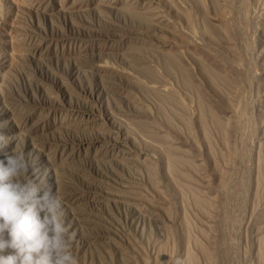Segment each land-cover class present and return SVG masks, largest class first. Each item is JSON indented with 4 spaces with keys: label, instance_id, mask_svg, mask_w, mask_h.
Masks as SVG:
<instances>
[{
    "label": "rangeland",
    "instance_id": "1",
    "mask_svg": "<svg viewBox=\"0 0 264 264\" xmlns=\"http://www.w3.org/2000/svg\"><path fill=\"white\" fill-rule=\"evenodd\" d=\"M238 1L0 0V135L8 140L0 160L23 153L38 195H59L78 264H173L177 256L189 264L183 216L191 224L188 246L196 264H215L195 248L194 239L209 245L199 229L211 231L192 194L182 198L171 184L167 156L187 160L173 164L177 183L214 196L193 166L202 162L212 177V159L225 168L226 146L238 139L230 130L231 108L244 101L251 105L244 123L252 124L244 130L251 131V153L236 171L249 185L245 210H235L238 226L231 230L240 246L224 264H258L257 236L264 242V192L255 190L257 161L264 163V0ZM242 6L249 8L246 22L238 17ZM190 26L229 58L231 48H242L238 39L251 40L248 76L224 77L229 69L220 58L215 61L202 44L184 43L178 32L188 34ZM213 115L230 125L220 128Z\"/></svg>",
    "mask_w": 264,
    "mask_h": 264
},
{
    "label": "bare ground",
    "instance_id": "2",
    "mask_svg": "<svg viewBox=\"0 0 264 264\" xmlns=\"http://www.w3.org/2000/svg\"><path fill=\"white\" fill-rule=\"evenodd\" d=\"M232 1V0H231ZM244 3V1L242 0L241 1V3ZM246 2V1H245ZM238 3L240 4V0L238 1ZM234 4V3H233ZM238 4V5H239ZM243 5V4H242ZM246 5V3L243 5V6H245ZM248 5V4H247ZM242 6V8H241V12H240V14H241V16L240 15H238V17H240L242 20H244L245 22H246V19H248V14L249 13H247L248 11V9H244V7ZM228 7V6H227ZM238 7V6H237ZM239 8V7H238ZM246 8V7H245ZM224 9V8H223ZM186 10V9H185ZM226 10H228V9H226ZM234 10V9H233ZM189 11H191V10H189ZM188 11V12H189ZM235 11V10H234ZM187 12V11H186ZM222 13V12H221ZM224 13V12H223ZM191 14V13H190ZM229 14H231V13H229ZM193 15V14H192ZM225 15V14H224ZM227 15V14H226ZM232 15V17H233V14H231ZM187 16V15H186ZM190 16V15H189ZM226 17V16H225ZM189 18H191V17H189ZM193 18V17H192ZM191 18V19H192ZM227 18H228V16H227ZM229 19V18H228ZM227 19V20H228ZM231 19V18H230ZM232 20V19H231ZM231 20H229L230 22H231ZM237 20V19H236ZM190 21V20H189ZM193 21V20H192ZM240 21V20H239ZM242 22V21H241ZM244 22V23H245ZM243 23V22H242ZM243 23V24H244ZM248 23V22H247ZM223 24H225L226 25V22L225 23H223ZM228 24H229V22H228ZM233 24V23H232ZM231 24V25H232ZM225 25H223V26H225ZM230 25V24H229ZM231 25H230V27H231ZM233 25H235V27H236V24H233ZM241 25V24H240ZM246 25V24H245ZM222 27V26H221ZM229 27V28H230ZM234 27V26H233ZM234 27V28H235ZM240 27H243V26H240ZM239 27V28H240ZM190 28H191V26H190ZM226 31H230L231 29H233V28H230V30H228V27H227V25H226ZM224 30V29H223ZM234 30H236V29H234ZM240 30V29H239ZM220 31V30H219ZM241 31V30H240ZM244 32H245V30H243ZM224 32V31H223ZM231 32V31H230ZM233 32V31H232ZM231 32V33H232ZM180 33V34H179ZM227 33V32H226ZM234 33H236V32H234ZM243 33V32H242ZM178 34H179V37L183 40V42L184 43H186L187 45L188 44H190L189 46H193V44H196L197 46L198 45H200V44H202L203 46H204V48H205V50H207V52L206 53H209V55L211 56L212 55V57L213 58H215V61H216V59H221V61H223L224 62V64L226 65V67L229 69V71H226V74L224 73L223 74V76L225 77V75H226V78L228 77H230L229 76V73L231 72H234V74L235 73H237V74H239L242 78L244 77H246V76H248V73H249V68L248 69H246V67H247V63H246V61L245 60H247V58H248V55H249V53H250V50L252 49L251 48V44L249 43V41H251V40H244L245 38L243 37V38H240V39H238V37H237V39L239 40V41H241L240 43H242V48H241V50L240 51H234V50H232V48H231V50H230V52H231V54L230 55H232L233 56V58H229V57H227V55L225 56V54H223L222 53V51L219 49V48H217L216 46H214V45H212V44H206L205 42L203 43L202 42V38H201V36L199 35V34H195L194 33V31H192V28H191V32H188V34H190V36L186 33V32H178ZM228 34H230V33H228ZM243 35H245V34H242V36ZM248 35V34H247ZM228 37H229V35H227ZM232 36V35H231ZM191 37V38H190ZM235 38V37H234ZM234 38H232V39H234ZM236 39V38H235ZM229 40H230V38H229ZM234 41V40H233ZM235 42V41H234ZM252 43H254V41L252 42ZM182 45V44H181ZM184 45V44H183ZM196 45H194V46H196ZM202 45L200 46V47H202ZM178 46H180V45H178ZM192 46H191V48H192ZM231 46H232V43H231ZM236 46H237V44H236ZM177 47V46H176ZM181 47V46H180ZM184 47V46H183ZM182 47V48H183ZM229 47V46H228ZM240 47H241V45H240ZM253 47V46H252ZM178 48V47H177ZM186 48H189V47H186ZM195 48V47H194ZM197 48V47H196ZM203 48V47H202ZM201 48V49H202ZM203 48V49H204ZM180 49V48H179ZM200 49V50H201ZM238 49V48H237ZM255 48L253 47V50H254ZM177 51H179V50H177ZM203 51V50H202ZM229 51V50H228ZM227 51V52H228ZM176 52V51H175ZM176 53H178V52H176ZM224 53H225V51H224ZM254 53V52H253ZM252 53V54H253ZM205 54V53H204ZM208 55V56H209ZM246 58V59H245ZM219 59V60H220ZM218 61V60H217ZM248 61V60H247ZM222 63V62H221ZM248 63H250V62H248ZM223 65V64H222ZM246 66V67H245ZM220 67V66H219ZM224 68V67H223ZM222 69V68H221ZM227 69V70H228ZM253 69V68H252ZM252 71V70H251ZM223 72V71H222ZM214 73V72H213ZM215 73H217L218 74V72H215ZM216 74V75H217ZM237 74H235V76L237 75ZM239 76V77H240ZM218 77V76H217ZM233 77V76H232ZM231 77V78H232ZM237 77V76H236ZM238 78V77H237ZM241 80V79H240ZM227 81V80H226ZM244 81H245V79H244ZM249 81V80H248ZM236 82H238V80L236 81ZM236 82H235V84H236ZM233 83V82H232ZM246 83V82H245ZM248 83V82H247ZM248 84H250V83H248ZM233 85V84H232ZM244 85H247V84H244ZM246 87V86H245ZM244 87V88H245ZM248 87V86H247ZM243 88H241L240 90H242ZM239 90V91H240ZM235 91V90H234ZM238 91V90H237ZM232 92V91H231ZM242 92V91H241ZM244 92V91H243ZM248 93V92H247ZM246 93V94H247ZM243 94V93H242ZM245 94V95H246ZM235 95V94H234ZM239 95V94H238ZM244 96V95H243ZM247 96V95H246ZM203 98V97H202ZM230 98V97H229ZM237 99V98H236ZM244 99H245V97H244ZM234 100V99H233ZM239 100L241 101V99L239 98ZM205 101V100H204ZM231 101V100H230ZM229 102V101H228ZM239 103V102H238ZM237 103V104H238ZM248 103H249V101H248ZM246 101H244V102H242V104H241V102H240V104H238V105H236V106H234V105H232V108H231V110H232V112H233V116H235V120H234V123L233 124H231L232 125V127H231V129H230V127H229V129L230 130H236V132H237V134H236V137H237V135H238V139H237V141H236V143L235 144H233V142H232V140H231V138H230V140H231V142H232V144H227V154L225 153L222 157H223V160H224V162H225V165L226 166H224L225 168L223 169L222 167H220V165H218L217 164V162L214 160V159H212L214 156L212 155V149L210 148V140H209V136L207 137H205V140H206V143L205 144H207V155H208V158L209 159H212V161H213V166H212V168H213V173H214V177H212L211 175H208L207 173H206V171H204V167H203V163L201 162V164H198V165H196L195 166V164H194V169L200 174H198L199 175V177H201V182H199V183H201V184H203V187L205 186V187H208V189H210L211 187L212 188H214L215 189V195L214 196H210L208 199L207 198H204V197H206V196H202V195H200V191H198L197 192V190H196V192H195V189H194V184H193V187H192V185L190 184L189 185V183L186 185V183L185 184H179V183H177L178 181H180V180H178L177 182L175 181V180H177V178L175 179L172 175H171V173H173L172 171H174L175 172V169L177 170V168H176V166H174V170H173V164H175L176 165V163H177V161H181V162H183V163H185L186 164V162L185 161H187V160H180V159H183V158H178V156H174V155H169L168 154V156H167V160H168V163H167V171H166V173L168 172V174H169V176H170V182H171V184L172 185H174V187H175V189H176V191H177V193H180V196H182V198H185V195L187 196V194L188 193H186V191L188 192H190L191 194H192V200H193V202H194V204L193 205H196L197 206V208H199L200 209V211L202 212V213H204L205 215H204V217L205 218H207V220H205V222L204 221H202L203 222V225L205 224V227H208V229L211 231V233H210V235H208V234H206V232H205V230L204 231H200V229H199V232H200V236H201V234H202V236H203V238H205L206 240L205 241H207V242H205V243H207V244H209V245H205L204 243H202L201 241H199L200 240V238H199V240H197V239H194L193 241L195 242V248L196 249H198L197 251H199V253H201V254H203L204 256H206V257H208L207 259L209 260L210 259V261L212 262V263H215V264H224V262H226V259H227V256H229V254H230V251L231 250H233L234 248H235V246H236V243H238V242H236V240H234L231 236L233 235L232 234V232H231V230H233V228L235 229L237 226H238V223H237V216H236V214H238V213H236V211L235 210H243L242 208L244 207V204H245V196L247 195H245V193L247 192V188H248V185H249V178H248V176L246 177V175H244V174H239L238 173V171H236L237 169H236V163L237 162H239V163H245L247 160H249V158H250V153L251 152H249V147L251 146L250 145V143H249V137H248V133L249 132H251V131H244V130H246V129H248L249 128V125H251L252 126V124L250 123L249 125H247L246 127H244V123L245 122H248L247 121V119L248 120H250L249 119V113H251V112H249L250 111V109L248 108V107H250L251 105L250 104H248ZM233 104V103H232ZM254 105V104H253ZM217 106V105H216ZM234 106V107H233ZM214 108V107H213ZM251 108V107H250ZM215 109V108H214ZM249 109V110H248ZM213 114H214V112H213ZM218 114V113H217ZM213 116H215V115H213ZM218 116H219V114H218ZM231 116H232V114H231ZM199 117H201V116H199ZM220 117V116H219ZM219 117L218 118H216V116L214 117V119L213 120H215L214 122H216V124L220 127V126H222V127H224V126H229L230 124H229V122H227V124L225 125L224 124V126H223V123H222V120L221 119H219ZM255 117V116H254ZM212 118V117H211ZM252 119V118H251ZM205 120V119H204ZM231 120V119H230ZM253 120V119H252ZM226 122V121H225ZM224 122V123H225ZM230 123H231V121H230ZM247 124V123H246ZM258 124V123H257ZM200 125V124H199ZM203 125V124H202ZM193 126V125H192ZM226 126V127H227ZM205 127V126H204ZM218 127V128H219ZM244 127V128H243ZM188 128V127H187ZM221 128V127H220ZM252 128V127H251ZM223 129V128H222ZM262 129V128H261ZM205 130V129H204ZM225 130V128L223 129V131ZM249 130V129H248ZM221 131V130H220ZM190 132H191V130H190ZM196 132V131H195ZM235 132V131H234ZM193 133V132H192ZM222 133V132H221ZM228 133V132H227ZM224 134V133H223ZM250 134V133H249ZM254 134V133H253ZM205 135V134H204ZM225 135V134H224ZM191 136V138H192V140L196 143V145H198L199 143H197V141L194 139V136L191 134L190 135ZM230 136V135H229ZM232 136V135H231ZM198 138V137H197ZM203 138V137H202ZM233 138V137H232ZM227 139V138H226ZM234 139H235V136H234ZM200 141V140H199ZM201 143V142H200ZM252 143V142H251ZM225 143H223V145H224ZM253 144V143H252ZM261 144V143H260ZM201 145V144H200ZM199 147V146H198ZM173 148V147H172ZM257 148V147H256ZM258 149V148H257ZM195 150V149H194ZM197 150H198V148H197ZM215 151V150H214ZM222 151V150H221ZM252 151V150H251ZM199 152V151H198ZM197 151H196V153H198ZM176 153V152H175ZM261 153V152H260ZM177 155V154H176ZM198 155V154H197ZM206 155V154H205ZM206 155V156H207ZM221 155H222V153H221ZM193 157V156H192ZM197 157H199V156H197ZM178 158V159H177ZM220 161V160H219ZM173 162H175V163H173ZM181 162L179 163V164H181ZM188 162H189V160H188ZM177 163V164H178ZM182 163V164H183ZM190 163H192V162H190ZM247 163V162H246ZM193 164V163H192ZM220 164V163H219ZM241 164V165H242ZM152 165H154V163L152 164ZM188 165V164H187ZM191 165V164H190ZM247 165V164H246ZM156 166V165H155ZM155 166H153V175H155L156 173V168H155ZM181 166V165H180ZM205 166V165H204ZM223 166V165H222ZM238 166V165H237ZM245 167V166H244ZM249 167V166H248ZM165 168V167H164ZM254 168V167H253ZM182 169V168H181ZM248 169V168H247ZM257 174H256V187H257V189H255V188H253V189H255V190H258L259 188H262L263 190L261 191V192H264V188L263 187H261V186H263L264 185V163L261 161V160H259V161H257ZM150 170V169H149ZM207 170V169H206ZM241 171V170H240ZM245 171V170H244ZM248 171V170H247ZM246 171V172H247ZM195 172V171H194ZM182 173H185V172H182ZM251 173V172H250ZM250 173H249V176H250ZM255 173V172H254ZM248 174V173H247ZM253 174V173H252ZM179 175V174H178ZM213 175V174H212ZM166 176V175H165ZM152 177V176H151ZM154 177V176H153ZM187 177V176H186ZM251 177V176H250ZM169 178V177H168ZM175 179V180H174ZM195 179V178H194ZM217 180L218 181V183L216 184V185H214V180ZM251 179V178H250ZM188 180V179H187ZM185 181V180H184ZM183 181V182H184ZM196 181V180H195ZM194 182V181H193ZM182 183V182H181ZM195 183V182H194ZM216 183V182H215ZM170 185V184H169ZM196 185V184H195ZM199 185V184H198ZM251 186H253V185H251ZM197 187V186H196ZM202 187V186H201ZM211 188V189H212ZM199 189V188H198ZM203 189V191H204V188H202ZM194 190V191H193ZM201 190V189H200ZM252 190V189H251ZM260 190V189H259ZM162 191V190H161ZM175 191V190H174ZM209 191V190H208ZM207 192V191H206ZM213 192V193H214ZM249 192V191H248ZM257 192V191H256ZM255 192V193H256ZM168 193V192H167ZM204 193V192H203ZM203 193H201V194H203ZM212 193V192H211ZM260 193V192H259ZM161 194V193H160ZM166 194V193H165ZM208 194V193H207ZM258 194V193H257ZM262 194V193H261ZM164 195V194H163ZM203 195H205V194H203ZM249 195V194H248ZM259 195V194H258ZM260 196V195H259ZM251 197V196H250ZM255 197H257V195H255ZM168 198H170V197H168ZM261 198V197H260ZM166 199H167V197H166ZM234 199V200H233ZM254 199V198H253ZM257 199V198H256ZM179 200V199H178ZM191 200V201H192ZM180 201V200H179ZM230 201H233V204H235L234 206L235 207H232V206H230ZM255 201V200H254ZM260 202V201H259ZM258 202V203H259ZM169 203H171V202H169ZM254 203H257V201L256 202H254ZM174 204V203H173ZM232 204V205H233ZM175 205V204H174ZM183 205V204H182ZM258 205V204H257ZM255 206V205H254ZM175 207V206H174ZM173 207V208H174ZM165 208V207H164ZM163 208V209H164ZM167 208V207H166ZM169 208V207H168ZM172 208V207H171ZM162 209V210H163ZM234 209V210H233ZM257 209V208H256ZM245 210V209H244ZM243 210V211H244ZM254 210V209H253ZM258 211V210H257ZM256 211V212H257ZM164 212H165V215H166V219H168L169 221H170V223H175V218L173 217L174 215H173V213H171L172 211H170V209H168V210H166V209H164ZM234 212L236 213V214H234ZM180 213H182V212H180ZM201 213V214H202ZM189 216V215H188ZM187 216V217H188ZM237 219H236V218ZM240 217V216H239ZM214 219V224H212V221H211V223L209 222L208 223V220L209 219ZM260 220V219H259ZM159 221V220H158ZM201 221V220H200ZM207 221V222H206ZM241 221V220H240ZM157 222V221H156ZM160 222V221H159ZM178 223V222H177ZM168 224V223H167ZM181 224L183 225V230L182 231H184V237L182 238V242H183V244H184V246H185V248H186V253H187V258L188 259H186L188 262H189V264H196V262H197V260H195L196 259V257L194 258V255L192 254V249H190L189 248V242L190 241H192L191 239L192 238H190V231H192V230H190L188 227H190L191 228V224L188 222V220H187V218L185 217V216H183L182 217V221H181ZM190 224V225H189ZM262 224V223H261ZM254 225V224H253ZM178 226V225H177ZM255 226V225H254ZM260 226V225H259ZM261 227V226H260ZM260 227H258V228H260ZM264 227V226H263ZM168 228V227H167ZM196 228H197V226H196ZM204 228V227H203ZM232 228V229H231ZM206 229V228H205ZM239 229H241V228H239ZM239 229H238V231H239ZM255 229H257V227L255 228ZM169 229H167V231H168ZM190 230V231H189ZM197 230V229H196ZM237 229H235V230H233V231H236ZM259 230V229H258ZM261 230V229H260ZM170 231L171 230H169V233H170ZM209 231V232H210ZM188 232H189V234H188ZM208 232V233H209ZM262 232V231H261ZM236 233V232H235ZM238 234H240L239 232H237ZM236 233V234H237ZM171 234V233H170ZM232 234V235H231ZM260 234V233H259ZM235 235V234H234ZM173 237V236H172ZM237 236H235V238H236ZM195 238V237H194ZM176 239V238H175ZM179 239V238H178ZM257 243H258V248L256 249V250H258L257 251V256H255V257H257V263L258 264H264V242H263V240H262V238H260L259 236H257ZM181 243V242H180ZM165 244V243H164ZM163 244V245H164ZM178 244H179V241H178ZM194 245V244H193ZM238 245H239V243H238ZM165 246H166V244H165ZM183 246V247H184ZM192 246V245H191ZM240 246V245H239ZM180 247V246H179ZM194 247V246H193ZM236 247H238V246H236ZM162 248V247H161ZM192 250V251H191ZM162 251H164V250H162ZM246 252V251H245ZM232 253V252H231ZM175 254V253H174ZM195 254V253H194ZM234 255L236 254V253H233ZM246 254V253H245ZM203 256V257H204ZM186 257V256H185ZM205 257V258H206ZM198 258V257H197ZM218 258V259H217ZM229 258V257H228ZM232 258V257H231ZM234 258V257H233ZM228 260V259H227ZM230 260V259H229ZM233 260V259H232ZM186 261V262H187ZM231 261V260H230ZM162 262V261H161ZM210 262V263H211ZM233 262V261H232ZM230 263V262H229ZM162 264V263H161ZM198 264V263H197ZM228 264V263H227ZM231 264V263H230Z\"/></svg>",
    "mask_w": 264,
    "mask_h": 264
},
{
    "label": "clouds",
    "instance_id": "3",
    "mask_svg": "<svg viewBox=\"0 0 264 264\" xmlns=\"http://www.w3.org/2000/svg\"><path fill=\"white\" fill-rule=\"evenodd\" d=\"M7 145L0 135V150ZM28 169L23 153L0 160V264H78L62 199L50 192L39 196ZM173 264L185 262L177 256Z\"/></svg>",
    "mask_w": 264,
    "mask_h": 264
}]
</instances>
